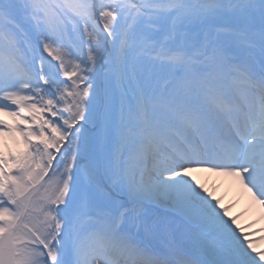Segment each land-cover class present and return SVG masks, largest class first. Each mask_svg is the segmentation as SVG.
I'll list each match as a JSON object with an SVG mask.
<instances>
[{"label":"snow or ice","instance_id":"obj_1","mask_svg":"<svg viewBox=\"0 0 264 264\" xmlns=\"http://www.w3.org/2000/svg\"><path fill=\"white\" fill-rule=\"evenodd\" d=\"M0 114V264H264V0H0Z\"/></svg>","mask_w":264,"mask_h":264},{"label":"bare ground","instance_id":"obj_2","mask_svg":"<svg viewBox=\"0 0 264 264\" xmlns=\"http://www.w3.org/2000/svg\"><path fill=\"white\" fill-rule=\"evenodd\" d=\"M0 119L11 124V117L0 114ZM12 138L0 137V149L11 148ZM200 185L203 193L216 203L218 210L226 218L233 220L234 226L242 230L258 251L264 250V208L257 204L248 191L234 178L217 172L197 169L189 173Z\"/></svg>","mask_w":264,"mask_h":264},{"label":"rangeland","instance_id":"obj_3","mask_svg":"<svg viewBox=\"0 0 264 264\" xmlns=\"http://www.w3.org/2000/svg\"><path fill=\"white\" fill-rule=\"evenodd\" d=\"M22 144H20V146H21ZM21 149L23 150V147H21Z\"/></svg>","mask_w":264,"mask_h":264}]
</instances>
